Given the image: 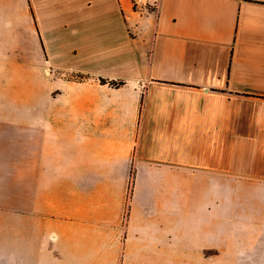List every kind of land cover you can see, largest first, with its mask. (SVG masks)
Listing matches in <instances>:
<instances>
[{
  "label": "crops",
  "instance_id": "0c3cea01",
  "mask_svg": "<svg viewBox=\"0 0 264 264\" xmlns=\"http://www.w3.org/2000/svg\"><path fill=\"white\" fill-rule=\"evenodd\" d=\"M0 264H264V0H0Z\"/></svg>",
  "mask_w": 264,
  "mask_h": 264
},
{
  "label": "built area",
  "instance_id": "2783aa9c",
  "mask_svg": "<svg viewBox=\"0 0 264 264\" xmlns=\"http://www.w3.org/2000/svg\"><path fill=\"white\" fill-rule=\"evenodd\" d=\"M132 6L141 14H153L159 10V0H132Z\"/></svg>",
  "mask_w": 264,
  "mask_h": 264
},
{
  "label": "trees",
  "instance_id": "16d2710c",
  "mask_svg": "<svg viewBox=\"0 0 264 264\" xmlns=\"http://www.w3.org/2000/svg\"><path fill=\"white\" fill-rule=\"evenodd\" d=\"M79 78H81V77H79ZM100 81L103 84H110L113 87H120V86L124 85V82L108 81V80L102 79V78L100 79Z\"/></svg>",
  "mask_w": 264,
  "mask_h": 264
},
{
  "label": "rangeland",
  "instance_id": "374dc122",
  "mask_svg": "<svg viewBox=\"0 0 264 264\" xmlns=\"http://www.w3.org/2000/svg\"><path fill=\"white\" fill-rule=\"evenodd\" d=\"M129 199L131 198V193H132V181H131V187H130V190H129Z\"/></svg>",
  "mask_w": 264,
  "mask_h": 264
}]
</instances>
